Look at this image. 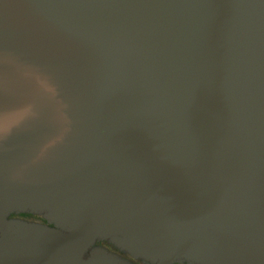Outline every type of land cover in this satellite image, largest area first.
Returning a JSON list of instances; mask_svg holds the SVG:
<instances>
[{
  "label": "water",
  "instance_id": "95a60500",
  "mask_svg": "<svg viewBox=\"0 0 264 264\" xmlns=\"http://www.w3.org/2000/svg\"><path fill=\"white\" fill-rule=\"evenodd\" d=\"M98 240L264 264V0H0V264Z\"/></svg>",
  "mask_w": 264,
  "mask_h": 264
},
{
  "label": "flooded vegetation",
  "instance_id": "af4514ba",
  "mask_svg": "<svg viewBox=\"0 0 264 264\" xmlns=\"http://www.w3.org/2000/svg\"><path fill=\"white\" fill-rule=\"evenodd\" d=\"M6 219L8 221H11L12 223H19V224L23 223V224L36 225V226H41V227H46V228H56V226L53 223L49 222L45 218V215L41 213L14 212V213L9 214L6 217ZM97 249H100V248H97ZM102 250L106 251L108 254L112 255L118 261H120V248H118L117 246L116 247L112 246L111 248L108 247ZM89 251H88V254H89ZM143 263L149 264L145 262Z\"/></svg>",
  "mask_w": 264,
  "mask_h": 264
},
{
  "label": "trees",
  "instance_id": "16d2710c",
  "mask_svg": "<svg viewBox=\"0 0 264 264\" xmlns=\"http://www.w3.org/2000/svg\"><path fill=\"white\" fill-rule=\"evenodd\" d=\"M112 246H115L113 243L109 242L108 240H98L95 242V244L90 248L91 250L94 248H100V249H106L111 248ZM116 247V246H115ZM88 255V252L86 253V256ZM120 257L128 260L130 264H144L149 263L141 258H134L131 256L128 252L120 249ZM151 264V263H149ZM173 264H186V263H173Z\"/></svg>",
  "mask_w": 264,
  "mask_h": 264
},
{
  "label": "rangeland",
  "instance_id": "374dc122",
  "mask_svg": "<svg viewBox=\"0 0 264 264\" xmlns=\"http://www.w3.org/2000/svg\"><path fill=\"white\" fill-rule=\"evenodd\" d=\"M120 261H122V262L125 263V264H130V262H129L128 260H126V259H124V258H121V257H120Z\"/></svg>",
  "mask_w": 264,
  "mask_h": 264
}]
</instances>
